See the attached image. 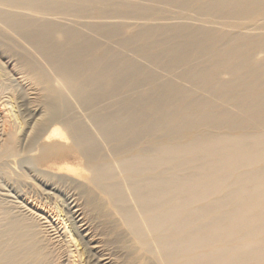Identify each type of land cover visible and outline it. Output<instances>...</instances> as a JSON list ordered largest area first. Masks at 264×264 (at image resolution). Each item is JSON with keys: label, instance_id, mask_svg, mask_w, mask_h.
Listing matches in <instances>:
<instances>
[{"label": "bare ground", "instance_id": "obj_1", "mask_svg": "<svg viewBox=\"0 0 264 264\" xmlns=\"http://www.w3.org/2000/svg\"><path fill=\"white\" fill-rule=\"evenodd\" d=\"M0 40V169L75 185L7 206L0 264H264V0H0Z\"/></svg>", "mask_w": 264, "mask_h": 264}, {"label": "rangeland", "instance_id": "obj_2", "mask_svg": "<svg viewBox=\"0 0 264 264\" xmlns=\"http://www.w3.org/2000/svg\"><path fill=\"white\" fill-rule=\"evenodd\" d=\"M160 9L162 11L170 12L169 8L163 7ZM170 18H173V16ZM128 32H130V30ZM21 54L22 52L17 47L0 40V63H2L5 66L6 68L5 70L7 71L9 76H12L14 78L19 77L20 74L17 69H19V61H21V57H22ZM22 70L27 73L25 68L24 69L22 68ZM34 84L35 81L33 79L28 78V83H25L23 86L19 88L18 87L15 88L14 91L16 92L13 94L14 99L11 98L12 101L9 100L11 103L13 102L12 106L15 107L14 109L15 111H17L16 113L19 114L18 119L21 118V120L19 119V121H22L24 125L22 126L23 128L19 130V132L21 131L19 133V137L21 139L22 149L26 147L27 142L25 141H27L28 138L27 135H29L30 132L29 127L33 126V124L39 118H41L43 112V107L40 102V92L37 87H34ZM2 92L3 91H0V94L2 95V96L0 95V110L2 109L1 107L2 102L8 101V98H6V96L10 95L9 93H7L8 91H6L5 93L7 95L5 94L3 95ZM1 114L2 113L0 111V146L2 145L4 138L1 136L2 134L1 130L3 125ZM17 159L20 160V157H18ZM57 162H63V164L68 163L67 165L68 168L81 170L79 164L77 163L70 164V162H74V161H69L67 157H63ZM23 165L25 166H22L23 167L22 170L24 172L26 171L23 180L21 179L18 180L17 178H13L10 175L7 176L4 171L2 172L3 168L0 169V230L4 232L8 226L7 224L8 219L6 218V213H5L6 208L15 207L14 212L17 213L18 211V209L16 208L17 205L22 203L23 206L25 204L26 205L25 207H27L28 201L32 203L33 200L37 201L38 204H43L49 207L56 206L55 203L57 202L56 204L60 205L64 213L63 215L64 216L68 215L67 217L65 216V218L66 219L69 218V214L67 213V210H65L66 208L64 206H66L67 204L66 201L70 199V183H71L70 177L65 175L62 176L58 175L61 170H58V168H56L57 166L54 168L40 166L39 167L40 171L36 169L38 170L37 172H39V174H37V172L32 171L33 169H29L30 167L29 163H27V165L26 163ZM63 172L66 173L65 170H63ZM71 185L73 184L71 183ZM74 186L75 185H73V187ZM49 195L50 197L51 196L52 197L49 200H47L46 197ZM7 239L8 241L10 240L8 237ZM56 253L57 254L54 258V262L56 261V263L58 264V262H60L59 260L60 257L58 255V252Z\"/></svg>", "mask_w": 264, "mask_h": 264}]
</instances>
